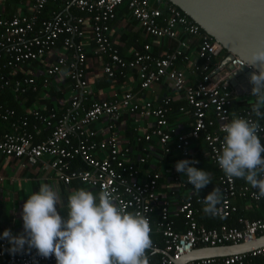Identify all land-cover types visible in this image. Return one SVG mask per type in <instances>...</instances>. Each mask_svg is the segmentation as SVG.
<instances>
[{"label":"built area","instance_id":"obj_1","mask_svg":"<svg viewBox=\"0 0 264 264\" xmlns=\"http://www.w3.org/2000/svg\"><path fill=\"white\" fill-rule=\"evenodd\" d=\"M49 4L56 9L46 15ZM122 6L145 34L158 41L171 40L175 43L173 48L156 55L145 44L131 58H123L110 38L111 24ZM87 29L93 42L91 54L106 59L102 70L109 78L124 76L127 70L135 71L140 91L167 82L180 95L192 118L187 134L179 132L169 120L173 102L170 97L153 104L141 101L139 92L125 90L113 91L106 100H89L84 77L87 51L83 40L87 38ZM189 38L196 39L197 43L193 61L187 53ZM59 45L68 51V56L56 58L40 79L17 74L25 65L38 62ZM223 51L219 42L168 2L160 6L152 0H32L28 14L0 12V91L7 90L16 96L48 93L51 78L65 68L71 94L62 112L33 108L15 118L14 110L0 107V122L8 126V130L0 132V155L25 159L32 165L46 159V165L64 184L78 181L98 191L115 188L121 207L126 211H140L150 220L153 248L148 252L149 264L153 253L161 254V264H176L182 256L198 248L251 243L264 235V213L259 219L248 220L240 214L241 203H248L259 211L264 209V198L258 199L254 195L256 190L245 180L225 176L216 160L224 136L221 125L230 122L233 114L255 119L251 114L252 104L237 106V97L230 85V77L245 63L234 56L223 65L228 56ZM180 65H188L193 81L179 69ZM124 112L152 121L147 132L135 139L141 150L137 162L131 159L129 147L119 146L113 124ZM178 112L187 113L184 106ZM105 117L109 119L107 135L99 139L94 125ZM28 128L45 130L48 134L36 142ZM259 135L264 137V133ZM198 139L205 143L204 155L218 171L215 186L223 194L218 213L211 215L221 221L215 227L202 223V199L212 191L208 186L196 194L186 177L174 175L173 187L162 197L159 193L162 174L139 171V165L145 163L147 144H155L164 156L175 154L183 160L197 161L192 141ZM78 160L86 169L68 170ZM175 199H178L174 203L175 212L183 219L181 228L172 219ZM230 219L234 221L232 225L227 223ZM155 235L162 239V248L154 241ZM9 247L6 240H0V264H56L54 256L42 258L35 249L27 250V246L24 253L10 255ZM257 259L264 262V245L246 253L187 264H253Z\"/></svg>","mask_w":264,"mask_h":264},{"label":"clouds","instance_id":"obj_2","mask_svg":"<svg viewBox=\"0 0 264 264\" xmlns=\"http://www.w3.org/2000/svg\"><path fill=\"white\" fill-rule=\"evenodd\" d=\"M259 62V74L250 75L251 114L255 119L237 117L221 125L224 133L216 160L229 178L245 180L254 195L264 198V48L252 51L247 65ZM196 160H180L174 165L177 173L186 177L196 194L212 183L211 173L199 170ZM115 188L93 192L84 187L72 190L66 203L55 187L41 183L23 203V232L14 235L5 230L0 239L6 240L10 255L35 249L37 255L56 264H149L148 252L153 248L150 220L140 211H126L120 206ZM223 194L215 187L202 199L203 212L216 215ZM66 212L62 216L58 211Z\"/></svg>","mask_w":264,"mask_h":264},{"label":"crops","instance_id":"obj_3","mask_svg":"<svg viewBox=\"0 0 264 264\" xmlns=\"http://www.w3.org/2000/svg\"><path fill=\"white\" fill-rule=\"evenodd\" d=\"M31 1L32 0H0V12L6 15L28 14ZM49 10L50 7L46 15L51 12ZM86 25H88V22H86ZM86 31L87 38L83 40L87 51L84 77L87 83L86 89L89 100H106L110 97V94L113 91L121 92L125 90L139 92L138 95L141 101H150L153 104L159 103V101L165 97H170L173 101L172 104L174 107V109L172 107V115H170L171 118L173 117L171 122L177 127L179 132L187 134L190 126L189 118L187 117V114L180 115L178 110L175 109V107L179 108L185 106L183 105L184 102L182 99H180V95L176 94L167 82L155 84L145 91H140L139 81L135 71L127 70L124 73V76L117 75L114 79L109 78L102 70V63L105 62L106 59L91 54L93 42L91 41L90 30L87 29ZM110 38L118 48L120 55L125 59L131 58L133 52L140 50L145 44H149L152 53L156 55L164 54L175 45L171 40L166 39L158 41L152 36L145 34L144 31L131 19L126 8L123 6L118 8L116 18L111 24ZM188 44L189 49L187 50V53L189 59L193 61L196 57V39L189 38ZM61 56H68V51L59 45L55 50L47 52L38 62L25 65L17 74L20 75L21 72L22 74L32 75L37 79H40L44 75L46 68L49 67L56 58ZM179 69L183 71L189 81H193L192 77L189 76L188 65H180ZM67 74V70L63 68L58 74L51 78V86L47 90L48 93L39 92L38 94H34L35 96L33 97V100L26 96H16L15 101L18 106H21V112L25 111L27 113L33 108H39L45 112L49 110L62 112L64 108L68 106L71 99ZM236 97L238 98V96ZM237 98V106L255 103L253 97H247L246 99L242 97L240 99ZM30 100H32V102L27 105ZM179 102H183V104H179ZM108 123L109 119L105 117L94 125L99 139H102L107 135L106 125ZM113 124L118 134L119 146L129 147L132 153V160L137 159L138 155L141 154V150L136 146L135 139L147 132L152 121L150 119H142L136 114L124 112L113 121ZM6 127L7 125L5 123L0 122V132L5 130ZM44 138L45 135L39 132L35 139L40 141ZM262 144H264V140L262 141ZM199 150V145L193 143V156H195ZM144 155L147 158V163L145 166L139 165L140 173L143 174L147 169H159V172L162 174L159 193L162 197L167 196L170 187H173V184L169 180V174H171V172H176L174 167L175 163L183 159H179L175 154L169 156L162 155L160 148L153 143L147 144V149ZM46 163L47 160L44 159L43 161H39L32 165L25 159L0 155V235H2L5 230L9 229L14 235L23 232V221L21 219L23 203L32 192H38L41 183L53 185L65 203L67 201V196L74 189L84 187L94 193L98 192L97 189L87 187L78 181H73L69 184L60 182ZM167 163L169 165L166 167L170 168V172L167 170L164 173L162 171L163 169L165 170V164ZM75 169L85 170L86 165H79L77 162H73L68 167V170ZM212 179H214V177ZM208 187L212 190L216 187L215 179L212 180V183H210ZM176 202H178V199H175L172 202V215L176 214V206L174 205ZM57 207L58 211H60L62 206L58 205ZM241 207L243 212H256L260 213L261 217L263 216V208H260L259 211H255L248 203H241ZM60 214L66 216V212L64 211H60ZM258 260L259 259L255 260L253 264H256ZM259 261L262 262L261 260Z\"/></svg>","mask_w":264,"mask_h":264},{"label":"water","instance_id":"obj_4","mask_svg":"<svg viewBox=\"0 0 264 264\" xmlns=\"http://www.w3.org/2000/svg\"><path fill=\"white\" fill-rule=\"evenodd\" d=\"M165 1L180 9L207 35L222 45L228 53L223 65L234 56L245 63V66L230 77V85L236 96L251 94L252 85L249 83V78L254 72L259 74L260 66L259 62L253 67H249L247 63L252 51L264 48V0ZM262 245H264V235L251 243L215 248L202 247L182 256L176 264L246 253Z\"/></svg>","mask_w":264,"mask_h":264},{"label":"trees","instance_id":"obj_5","mask_svg":"<svg viewBox=\"0 0 264 264\" xmlns=\"http://www.w3.org/2000/svg\"><path fill=\"white\" fill-rule=\"evenodd\" d=\"M165 1V0H164ZM165 2H167V1H165ZM49 7H50V10L49 11H51V9L52 10H54V9H56L55 8V6H53L52 4H49L48 5V7L46 8V10L48 11V9H49ZM46 10H45V12H46ZM71 10H73V9H71ZM227 54V52L224 50L223 51V55L225 56ZM35 95L34 94H29V95H27L26 97H28V98H30V99H32L33 100V97H34ZM15 97H16V95L14 96V94H12L10 91H0V107H2V108H8V109H12V110H14L15 111V118H17V117H19V116H22V115H24V114H26V112L24 111V112H21V110H20V107L21 106H18V104H17V102L15 101ZM32 100H30L28 103H27V105H29L30 104V102H32ZM179 104H183V102H179ZM183 105H185L184 107L186 108V112L187 113H185V114H187V117L189 118V123L191 124L192 123V118L190 117V115H189V113H190V110H189V108L186 106V104L184 103ZM25 106V105H24ZM171 106L173 107V104H171ZM173 109H174V107H173ZM175 109L176 110H178V108H176L175 107ZM179 113V112H178ZM180 115H185V114H181V113H179ZM170 115H172V112L170 113ZM169 115V120L171 121L172 120V118H171V116ZM3 123V122H2ZM6 124V123H5ZM7 125V124H6ZM5 130H8V126L6 127V129ZM28 131H30V133L32 134V135H34V137L36 138V135L39 133V132H41V133H43L45 136L48 134V131H46L47 132V134L45 133V130H42V131H39V130H32V129H30V128H28ZM35 141L36 142H38L36 139H35ZM41 141V140H40ZM193 143H196V144H198L199 145V151L196 153V155H195V159H197V161L199 162L198 163V165L197 166H195L196 168H198L199 170H205V171H208V172H210L211 173V180H214L215 179V175L218 173V171L216 170V168L212 165V163H210V161H209V159L204 155V152H205V150H206V148H205V143L202 141V139H198V140H193L192 141ZM130 156H131V159H132V153L130 154ZM138 157H140L139 155H138ZM144 158H145V163L144 164H140V165H143V166H145L146 165V163H147V158H146V156L144 155ZM179 159H180V157H178ZM138 159V158H137ZM137 159H133V161H135V162H137ZM75 162H77L79 165H84L80 160H78V161H75ZM85 168V167H84ZM147 170H149V169H147ZM168 170V172H170L169 170H170V168H167V167H165V170L163 169V171L162 172H166ZM152 171H158L159 172V169H154V170H152ZM167 172V173H168ZM161 173V172H160ZM170 176H169V180H170V182L173 184V182H172V177L174 176V175H177V176H182L180 173H177V172H175V173H172L171 172V174H169ZM214 177V179H212ZM203 208H204V206H203ZM203 212V211H202ZM240 214H242L246 219H248V220H255V219H259L261 216V214L260 213H256V212H242L241 211V213ZM172 219L174 220V222H175V224L177 225V227H179V228H181V227H183V225H182V222H183V219H182V216L179 214V213H176V214H174V215H172ZM199 220L200 221H202V218L201 217H199ZM202 223H204V225L205 226H207V227H215V226H218V225H220L221 224V221L220 220H218L217 218H214V217H212L211 215H207V214H205L204 212H203V222ZM227 223L229 224V225H232L233 223H234V221L233 220H228L227 221ZM153 239H154V241L156 242V244L160 247V248H162V239L158 236V235H155L154 237H153ZM160 257H161V254L160 253H153V255H152V261H151V264H161L160 263ZM256 264H264V263H262V262H260L259 260L256 262Z\"/></svg>","mask_w":264,"mask_h":264},{"label":"rangeland","instance_id":"obj_6","mask_svg":"<svg viewBox=\"0 0 264 264\" xmlns=\"http://www.w3.org/2000/svg\"><path fill=\"white\" fill-rule=\"evenodd\" d=\"M152 2H157V0H152ZM157 3H159V5L160 6H163V3H165V1L164 0H161L160 2H157ZM244 98V99H246L247 97H252L251 96V94H244V95H242V96H238V98L237 99H240V98Z\"/></svg>","mask_w":264,"mask_h":264}]
</instances>
